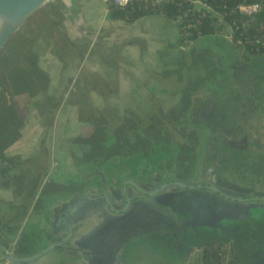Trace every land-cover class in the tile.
I'll list each match as a JSON object with an SVG mask.
<instances>
[{
    "label": "flooded vegetation",
    "instance_id": "flooded-vegetation-1",
    "mask_svg": "<svg viewBox=\"0 0 264 264\" xmlns=\"http://www.w3.org/2000/svg\"><path fill=\"white\" fill-rule=\"evenodd\" d=\"M223 42L224 67L198 73L182 106L117 118L77 175L49 182L38 222L12 245L35 254L30 242L63 231L52 215L79 195L80 246L60 264H125L134 248L163 264H264V52Z\"/></svg>",
    "mask_w": 264,
    "mask_h": 264
},
{
    "label": "rangeland",
    "instance_id": "rangeland-1",
    "mask_svg": "<svg viewBox=\"0 0 264 264\" xmlns=\"http://www.w3.org/2000/svg\"><path fill=\"white\" fill-rule=\"evenodd\" d=\"M74 2L47 0L29 17L35 16L34 21H39V18L56 13V8L60 7L65 17L63 23L72 37L82 38L87 43L83 61L71 68L73 78L66 82L68 90L64 91L59 107L54 108L49 124L37 113L31 98L26 95L15 98L17 111L26 117V125L22 137L9 149L19 153L18 156L33 159L35 163L38 158H45L43 165L51 176L44 178L40 188L53 180L61 182L62 175L73 177L80 168H84L76 160L78 145L70 141L81 135L84 124L87 130H97L91 138L97 139L98 135L102 140L106 134L98 127L103 125V118L116 131L120 124L117 118H142L160 111L168 114L174 100L182 106L188 99L198 82V73L203 74L209 68L221 70L226 58L222 42L211 37L178 44L179 33L173 21V24L168 21L167 27L161 28L164 33L159 35L164 38L157 39L156 34L146 36L143 41L150 43L145 44L137 39L142 32L141 27L131 26L128 33H121L118 23L109 20L104 10L100 12L97 4L83 12L74 6ZM98 5L105 8L107 3L99 2ZM125 43L133 47L134 52L123 54ZM58 88L63 91L62 85ZM147 92H152L158 99L150 98ZM87 119L91 123L85 121ZM87 130V136H91ZM96 147L95 151L99 152L100 145ZM11 188L14 186H7L4 198L13 199ZM34 206L35 202L24 215L30 224L35 220ZM52 252L41 258L40 263L60 264L59 250ZM125 264L163 263L156 254L144 248H134L128 251Z\"/></svg>",
    "mask_w": 264,
    "mask_h": 264
},
{
    "label": "trees",
    "instance_id": "trees-1",
    "mask_svg": "<svg viewBox=\"0 0 264 264\" xmlns=\"http://www.w3.org/2000/svg\"><path fill=\"white\" fill-rule=\"evenodd\" d=\"M245 3H258L260 8L247 14L239 9ZM61 9L57 7V14L52 12L45 18H39V21H34L35 16L29 18L11 35L6 47L0 50V185L14 186L11 188L13 199L6 204L8 210L0 213V223L13 224V228L25 218L47 172L43 165L45 158H38L35 163L33 159H23L8 151L22 137L26 125V117L17 111L15 98L19 95L31 98L37 113L49 124L54 108L59 107L66 93L64 91L68 90L66 82L73 78L71 68L83 61L86 52L87 43L82 38L72 37L63 23L65 17ZM107 13L110 20L125 23L155 14L173 21L185 13L182 25L191 23L192 27L187 28L182 37L179 28L182 25L176 26L178 44L211 37L221 39L222 47L225 45L223 41L230 42L229 45L240 53H243L244 47L243 54L258 53L246 40L254 34L264 35V0H191V3L183 0H156L155 3L152 0H128L124 5L107 0ZM244 22L250 26L244 28ZM227 32L231 40L224 36ZM59 85L63 86V91L58 88ZM96 120L100 121L99 118ZM85 121L91 123L89 119ZM101 121L103 125L98 130L102 129L105 134L114 130L107 120L103 118ZM82 129L83 135L70 141L78 145L76 160L84 164V160L89 161L97 156L96 145L108 137L99 140L97 135V139H94L91 137L97 134V130H87L85 124ZM86 130L91 136H87ZM47 186H42L44 188L40 190L37 202L41 203ZM211 259L206 258L205 264H212Z\"/></svg>",
    "mask_w": 264,
    "mask_h": 264
},
{
    "label": "water",
    "instance_id": "water-1",
    "mask_svg": "<svg viewBox=\"0 0 264 264\" xmlns=\"http://www.w3.org/2000/svg\"><path fill=\"white\" fill-rule=\"evenodd\" d=\"M47 0H24L13 12H11L0 23V50L8 40V38L18 30L27 19L34 14ZM79 197L74 195L72 199H68L60 203V206L55 209L52 219L53 224L61 227L64 230L61 232L49 234H42L30 242V246L38 249L35 254L27 255L15 245L5 247L0 243V256L7 260L9 264H32L36 260H40L54 250L62 251V257L65 259L64 263H71L72 258L76 255L75 252L79 249V242L81 241V233L79 227L80 221L77 219L75 213L78 211L77 206L73 205V200ZM72 204V205H71ZM94 243V242H93ZM94 245V244H93ZM96 258H88L89 263L92 264Z\"/></svg>",
    "mask_w": 264,
    "mask_h": 264
},
{
    "label": "crops",
    "instance_id": "crops-1",
    "mask_svg": "<svg viewBox=\"0 0 264 264\" xmlns=\"http://www.w3.org/2000/svg\"><path fill=\"white\" fill-rule=\"evenodd\" d=\"M99 2H103V4H104L105 2L107 3V0H75L74 6L76 8H78V9L82 10L83 12H85L86 10L91 8L93 4H97V7H98L99 11L102 12L104 10L105 11V15L108 17L107 5H106L105 8L103 6L99 7V5H98ZM111 21H113V20H111ZM168 21L171 22L172 20L166 18L165 16H163L161 14H155V15H148V16L141 17V18H139V19H137V20H135L134 22H131V23H125L123 21H113V22L114 23H118V25H117L118 26V30L120 29L121 33L122 32L128 33L131 30V26L141 27L142 32L137 37V39H139L140 42H143V43L147 44V43H150V41H148V42L143 41V40H146V38H145L146 36H154L156 34L155 37L157 39L164 38V37L160 36L159 33H164V31H161V28H166L167 24H169ZM109 36H111V35L109 34ZM123 37H126V35H124ZM130 52H134L133 47H131L129 44L125 43L123 54L130 53ZM8 151L10 153H12V154L19 155V153L11 152L10 149H8ZM20 155H22V154H20ZM22 158L24 159V157H22ZM46 177L47 176H46V173H45L44 178H46ZM44 178H43V180H44ZM6 189H7V186L0 185V201L3 202V203H0V213H3L4 211L8 210L6 203L8 201L12 200V198H9V199L8 198H4ZM37 197L39 198V193L38 192H37V195H36V197L34 199V202H35L36 206L38 204L41 205V203L42 204L46 203V199H47L46 192H45V195H43L41 197V203H39V201L37 202ZM34 219H35L34 222L31 223V224L28 223L26 221V219H23L21 222L17 223L16 224L17 227H14V228H13V224L11 225L9 223H5V224L2 225V223H0V243L3 246H5V247H9L14 242L16 244L18 236L21 234L19 230H21V232H22V230H24L25 228L27 230H29L28 228L31 229L32 227H34V224H36V222H38L37 216ZM26 224H27V226H25ZM24 233H27V232H24ZM40 264H45V263L43 261ZM52 264H54V263H52Z\"/></svg>",
    "mask_w": 264,
    "mask_h": 264
},
{
    "label": "built area",
    "instance_id": "built-area-1",
    "mask_svg": "<svg viewBox=\"0 0 264 264\" xmlns=\"http://www.w3.org/2000/svg\"><path fill=\"white\" fill-rule=\"evenodd\" d=\"M117 4L119 5H124L126 4V2H128V0H114ZM156 0H152V3H155ZM183 2H190L191 3V0H183ZM259 4L258 3H245V4H241L239 6V9L241 11H243L244 13H247V14H251V13H254L256 12L258 9H259ZM186 14L185 13H182L180 14L179 16H177L174 20H173V23L176 25V26H179V25H182L183 21H184V16ZM192 27V24L191 23H188L186 24L185 26L182 25L181 27H179L181 29V35L182 37L186 34V29L189 28V27ZM242 26L244 28H248L250 25L246 22H244L242 24ZM190 27V28H191ZM179 29V31H180ZM224 36H226V38L228 40H231V36L229 34V32L225 33ZM246 43H250V45L252 46V48L258 52L256 54H259V53H263L264 52V35H257V34H254L252 35L251 37H248L247 40H246ZM245 49L244 47H242V52L244 53ZM0 264H9V262L7 260H4L1 258L0 256Z\"/></svg>",
    "mask_w": 264,
    "mask_h": 264
},
{
    "label": "bare ground",
    "instance_id": "bare-ground-1",
    "mask_svg": "<svg viewBox=\"0 0 264 264\" xmlns=\"http://www.w3.org/2000/svg\"><path fill=\"white\" fill-rule=\"evenodd\" d=\"M24 0H0V23Z\"/></svg>",
    "mask_w": 264,
    "mask_h": 264
}]
</instances>
